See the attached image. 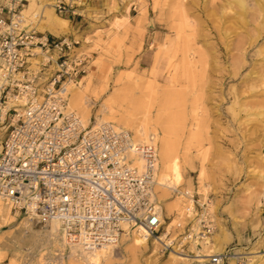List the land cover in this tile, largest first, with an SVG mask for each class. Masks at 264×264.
Returning <instances> with one entry per match:
<instances>
[{
  "label": "rangeland",
  "instance_id": "1",
  "mask_svg": "<svg viewBox=\"0 0 264 264\" xmlns=\"http://www.w3.org/2000/svg\"><path fill=\"white\" fill-rule=\"evenodd\" d=\"M33 1L21 0L22 25L39 29L33 23L51 0ZM116 2L107 7L113 16L108 30L88 35L90 44L72 52L83 50L90 58L74 80L62 82L67 106L83 118L63 92L66 84L73 90L82 85L89 124L104 117L134 134L111 117H120L125 108L140 112L141 102L157 97L155 116L166 101L175 119L176 149L181 159L188 146L190 154L182 160L178 190H167L165 197L155 194L163 228L178 240L191 219L186 208L193 201L195 208L197 202H207L215 226L210 242L215 236L217 250L230 247L244 253L245 264H253L249 256L256 254L261 258L254 264L264 261V0ZM136 12L134 18L128 15ZM183 57L194 66L184 70ZM38 58H30L32 67ZM56 67L49 66L40 81H46ZM191 133H195L192 139ZM2 205L7 216L0 220V264H69L72 245L61 228L49 235L47 223ZM123 236L119 233L112 258L101 264H206L202 255L212 248L202 244L195 247L201 252L193 254L197 250L188 244L185 251H163L148 240L135 249L137 235L131 231ZM78 252V262H85Z\"/></svg>",
  "mask_w": 264,
  "mask_h": 264
},
{
  "label": "built area",
  "instance_id": "2",
  "mask_svg": "<svg viewBox=\"0 0 264 264\" xmlns=\"http://www.w3.org/2000/svg\"><path fill=\"white\" fill-rule=\"evenodd\" d=\"M51 4L58 14L79 12V0ZM22 5L0 2V200L37 222L57 220L67 240L85 248L125 230L157 242L163 251H185L188 244L210 240L212 212L207 202L195 208L194 201L186 208L191 219L181 237H170L153 195L158 157L153 136L136 143L130 130L110 122L84 125L60 88L85 70L86 54H70L78 41L22 25ZM51 65L57 67L40 81ZM131 150L143 157L142 168L132 162ZM206 258V264H245L248 257L224 247Z\"/></svg>",
  "mask_w": 264,
  "mask_h": 264
},
{
  "label": "bare ground",
  "instance_id": "3",
  "mask_svg": "<svg viewBox=\"0 0 264 264\" xmlns=\"http://www.w3.org/2000/svg\"><path fill=\"white\" fill-rule=\"evenodd\" d=\"M50 4L51 3H47V8H46L47 10L44 13V18H43L41 26H42V28H45V29L49 28L53 32H55L54 29H52L50 26L46 25V22L52 18H56L57 20L64 22L63 21L64 18H63V20L60 19L57 16L56 12L51 8L52 5L50 6ZM43 11H44V9H43ZM35 50H38V48H36ZM31 58H33V57H31ZM183 58L184 59L182 61V68L184 70L189 69L190 67H192V65L194 66V63H192V61L185 59V57H183ZM70 80H72V79H70ZM81 87H82V85L79 86L77 89L73 90L72 89L73 86L66 84V85H64L63 92H64V95L68 96V98H69V105L80 111V113L83 117V118L80 117V119H81L82 123L84 125H86V124H89L91 121H90V118L88 117V113H87V109H86V102H87L86 101V94L81 89ZM61 96H62V94H61ZM154 99H157V97H154L152 99L153 101H150L147 104L141 102L142 111H140V112L135 113L134 110L130 111V109H127V111H126V108H125V111L121 114L120 117L113 116L111 118H113V121L117 120V123L119 126L123 125V126L130 127L131 130L134 132V134L131 132L132 133V140L136 143H142V142L147 141L151 135L153 136L154 140L157 139L159 141V158L160 159L157 157V162L155 164L154 183H156V187H154V189H153L154 197L156 194V195H158V198H159V197H165V193L167 190H176V189L178 190V186L180 185L181 180L183 181V179H182V169H183L182 160H184L185 154H183L184 152H182V155H183L182 158L183 159H181L180 152L176 149V146H175L174 136L176 135L177 130H176L175 119L172 116H170L168 113V109L170 108V106L165 101L164 103L161 104L162 106H160L159 109L157 108L158 113L155 116H153L152 110H153V107H154L153 105L155 102ZM148 101H149V99H148ZM141 114H142L141 118L139 116H137V115H141ZM100 122H109V120H107L104 117H98L96 123H94V124H97ZM115 127H117V126H115ZM193 136H195V133H191L190 139H192ZM155 143H156V140H155ZM156 148H157V154H158L157 143H156ZM187 148H186V155L185 156H187V154H190V151L188 150L189 148L188 149ZM129 157L132 158V162L134 164H136L139 168L143 167L144 159L139 154V152L137 150H131L129 152ZM186 158H188V157H186ZM159 163H160V166H159ZM188 163H189V160H188ZM180 193L185 194V192H183V191H180ZM263 199H264V197H263ZM2 204H4V203L0 200V220L5 221V217L7 216L6 215L7 211H5L4 206ZM46 225H48V226L50 225V227H51L50 231H49L50 232L49 235H51L53 233V230L60 229V225H59V222L57 220H52V221L48 222ZM120 225H121V227L126 229V223L120 222ZM131 231L132 230H128V231L125 230V231H122L121 233L124 236H129ZM110 233L111 234L104 237L105 240H102L98 244L94 245L93 248H85L80 242L67 241L70 243L69 245H72L70 247L72 252H71L70 258H69L70 259L69 264H101V262L103 260H107V261L110 260L112 258V253H111L112 246L115 244L114 243L115 240L118 239V236L115 235V232H110ZM135 234L137 236H133L134 242L132 244V245H134L135 249H138L143 245H147L148 241L146 239L142 238L137 233H135ZM126 239H127V237H126ZM63 240H64L63 242H65V239H63ZM214 240H215V236H214ZM205 241L207 243L203 242V245L209 246V244H211L212 248H210L209 251H207L206 255L205 254L202 255L204 257L209 255V253L211 251L217 250L213 241L212 242H210L211 240H205ZM192 245L194 248L196 247L195 244H192ZM100 246H103V248H99ZM78 249H80V251H81L80 253H81L82 257L84 258L83 260L85 262H83V263L82 262L79 263L78 262L79 260H77V257H75L76 255L79 256V252L77 253ZM195 249L197 251L201 252V250H198L197 248H195ZM206 249L208 250V248H206ZM204 252H205V250H204ZM258 258L259 259L261 258L260 254L249 256L248 262H251V263L253 262V264H254V262L257 261L256 259H258ZM174 260L177 261V258L175 257ZM258 264H264V261H260Z\"/></svg>",
  "mask_w": 264,
  "mask_h": 264
},
{
  "label": "crops",
  "instance_id": "4",
  "mask_svg": "<svg viewBox=\"0 0 264 264\" xmlns=\"http://www.w3.org/2000/svg\"><path fill=\"white\" fill-rule=\"evenodd\" d=\"M112 0H79L78 10L76 14L65 13L57 14V16L64 22L52 18L46 22V25L50 26L55 30L53 32L51 29L42 28V21L44 18V12L40 17L36 19L35 24L40 30H47L48 33L56 36H65L68 40L78 41L79 44H75L70 51V54L74 51V48H81L90 44L91 40H87L88 35L94 36L97 32L103 33L108 30L109 22L113 19V16L110 15V11L107 10L109 4ZM35 1L28 0L27 4L33 3ZM126 3V0H117V5H122ZM38 5V2L36 1ZM126 5V4H125ZM132 2L130 3V6ZM133 8H136L134 6ZM125 11V12H124ZM126 10H123L121 14H125ZM136 13H128V15L134 18L137 15ZM54 22H53V21ZM53 22V23H52ZM56 22V23H55ZM45 23V22H44ZM63 23V24H62ZM54 24V25H53ZM58 27V28H57ZM85 53L86 61L89 60L90 56L83 50L75 51L74 53ZM86 64V63H85Z\"/></svg>",
  "mask_w": 264,
  "mask_h": 264
}]
</instances>
